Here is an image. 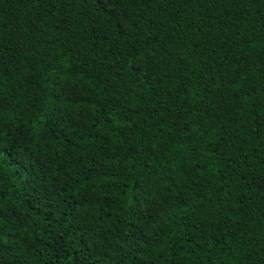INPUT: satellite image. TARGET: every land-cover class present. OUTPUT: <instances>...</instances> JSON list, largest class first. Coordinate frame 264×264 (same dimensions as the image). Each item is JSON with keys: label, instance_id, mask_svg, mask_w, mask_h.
I'll return each instance as SVG.
<instances>
[{"label": "trees", "instance_id": "trees-1", "mask_svg": "<svg viewBox=\"0 0 264 264\" xmlns=\"http://www.w3.org/2000/svg\"><path fill=\"white\" fill-rule=\"evenodd\" d=\"M0 264H264V0H0Z\"/></svg>", "mask_w": 264, "mask_h": 264}]
</instances>
